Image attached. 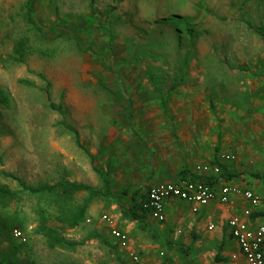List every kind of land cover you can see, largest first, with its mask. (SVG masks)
<instances>
[{
  "label": "rangeland",
  "instance_id": "rangeland-1",
  "mask_svg": "<svg viewBox=\"0 0 264 264\" xmlns=\"http://www.w3.org/2000/svg\"><path fill=\"white\" fill-rule=\"evenodd\" d=\"M0 91V186L22 189L10 174L27 186L70 181L99 192L77 228L45 201L47 229L39 199H0L1 258L17 245L20 264H134L104 215L138 242L164 241L149 219L144 232L123 214L159 170L161 145L145 134L150 111L183 113L184 127L194 121L208 138L206 161L233 185L264 188V0H0ZM88 199L79 193L75 204ZM15 227L26 243L13 239ZM49 230L66 245L51 248Z\"/></svg>",
  "mask_w": 264,
  "mask_h": 264
},
{
  "label": "crops",
  "instance_id": "crops-1",
  "mask_svg": "<svg viewBox=\"0 0 264 264\" xmlns=\"http://www.w3.org/2000/svg\"><path fill=\"white\" fill-rule=\"evenodd\" d=\"M147 113L148 115L145 116L144 120L147 142L151 143V147L153 146V140L161 145L153 153V157H156L157 152H159L161 162L159 163V170L150 175L153 177L150 181L153 183L151 186L160 182H176L183 179L185 175L189 179L195 178V180L209 183L217 194L220 193L222 187L233 185L232 182H229L230 175L226 176V174L224 176V172L219 166L220 164L206 161L210 160L212 155L202 156L200 153L201 148H203L202 145L208 138L206 139L205 135L195 128L194 121L191 123L192 127L187 126L185 128L181 117L183 113L180 117L168 111H150ZM219 139L220 136L216 135L213 141H219ZM195 151L198 153L195 154ZM203 164L218 166L221 169V175L196 173L195 168ZM188 170H191V172ZM221 177H224L223 180ZM151 186L144 195L145 199ZM238 187L253 190L264 197V188L249 187L243 184ZM217 196L209 205L199 207L196 212L194 211L195 206L186 201L179 199L169 200L166 203V221L164 223H158L149 214H147V219L142 223L131 220V224L136 226V228L147 232L150 228L147 229L146 220L149 219L157 227H160L164 241L138 242V240H134L127 228L123 226V223L115 220L116 226L126 232L130 239V246L125 251H129L130 256L131 254L139 255L141 258L139 264H182L183 262L194 264L191 261L192 257L198 259L195 263L209 264L208 258L205 257L207 254L210 257L214 255L216 264H246L245 259L241 255L239 245L231 234L228 223L233 217L242 215L244 210L251 208V206L244 198L239 196H233L234 202L228 205L221 203L219 195ZM124 222L127 224L130 221L127 218ZM249 222L253 227L264 225V205L257 209H252V217ZM211 226H214L212 230L209 229ZM217 229L219 230L218 234L216 233ZM181 231L185 233L183 239L179 238ZM187 233H191V238H188ZM182 244L185 245L182 246ZM193 244L195 249L187 251L188 247ZM161 252L165 254L163 258H160ZM180 255L184 256L183 260L180 259ZM185 257L187 258L186 260Z\"/></svg>",
  "mask_w": 264,
  "mask_h": 264
},
{
  "label": "built area",
  "instance_id": "built-area-1",
  "mask_svg": "<svg viewBox=\"0 0 264 264\" xmlns=\"http://www.w3.org/2000/svg\"><path fill=\"white\" fill-rule=\"evenodd\" d=\"M233 159L234 157L230 155L222 156L223 161H232ZM195 172L202 175H221V169L218 166L209 164L198 165ZM217 195H219L220 202L226 205L234 202L233 196L242 197L249 203L251 208L245 209L242 215L233 217L228 225L246 264H264V225L253 227L249 222L252 217V209L264 205V197L253 190L230 185L222 187L220 193L217 194L209 183L201 180L180 179L176 182H160L151 186L143 207L153 220L164 223L166 221V203L169 200L186 201L195 206L194 211L196 212L199 207L209 205L218 197ZM102 220L109 226L110 236L118 247L127 250L130 246L127 233L116 226V221L112 216L104 215ZM213 228L214 226H211L209 229L212 230ZM12 237L17 242H27L26 236L19 227L12 230ZM164 256L165 254L161 252L160 258ZM131 259L134 264L141 262L140 256L136 254H131Z\"/></svg>",
  "mask_w": 264,
  "mask_h": 264
},
{
  "label": "trees",
  "instance_id": "trees-1",
  "mask_svg": "<svg viewBox=\"0 0 264 264\" xmlns=\"http://www.w3.org/2000/svg\"><path fill=\"white\" fill-rule=\"evenodd\" d=\"M0 99H6L5 95L0 91ZM0 162H2V156L0 154ZM220 166V165H219ZM9 177H13L20 183V187L22 188L20 191H13L6 186H0V199H8V200H16L20 197V195L25 194L32 198L39 199V207L38 212L40 216V223L42 228L47 229V223L50 219L48 210L46 207L42 206L41 202L45 201V205L55 206L58 210V220L66 223L70 228L80 227L85 221L86 211L89 206V203L93 200L94 195H97L99 192L92 188L91 186H87L84 184H80L77 182L70 181H61L56 185H48L44 184L38 187L27 186L23 184L18 178L15 176H11L10 174H6ZM261 178L263 176H260ZM183 179H189L183 176ZM195 178H192V180ZM104 182L106 184V195L114 198L113 194L110 191V183L107 178H104ZM88 193L89 199L82 205L75 204L76 197L79 193ZM140 198V200L138 199ZM143 197V199H141ZM145 197L134 195L132 198L131 207L128 209H124L123 214L125 217L132 221H137L138 223H142L145 219H147L148 211L144 209L143 202ZM2 230L0 229V238L2 235ZM12 235V234H11ZM46 236L51 240L50 247L55 248L57 246H65L63 238L58 237L56 233L51 230L46 232ZM115 247H118L116 244ZM21 248V246L14 245L12 248V252L4 258L0 257V264H20L16 257L17 251Z\"/></svg>",
  "mask_w": 264,
  "mask_h": 264
}]
</instances>
